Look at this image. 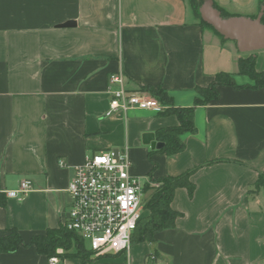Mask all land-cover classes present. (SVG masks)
<instances>
[{
    "label": "crops",
    "instance_id": "1",
    "mask_svg": "<svg viewBox=\"0 0 264 264\" xmlns=\"http://www.w3.org/2000/svg\"><path fill=\"white\" fill-rule=\"evenodd\" d=\"M212 1L230 18L260 14L259 0ZM201 20L191 0H0V237L16 229L29 244L59 228L75 168L112 150L143 180L199 168L190 178L195 191L177 189L171 206L181 217L153 242L60 264H264V189L250 194L264 173V89L220 87L217 100L196 108V133L182 135L184 151L170 158L151 153L143 136L177 127L176 116H107L112 74H124L131 90L159 88L174 107L190 108L197 89L220 73L250 84L239 75L242 58L256 56L264 73V49L243 54ZM24 180L33 191L8 198ZM0 264L49 259L25 247L0 254Z\"/></svg>",
    "mask_w": 264,
    "mask_h": 264
},
{
    "label": "built area",
    "instance_id": "2",
    "mask_svg": "<svg viewBox=\"0 0 264 264\" xmlns=\"http://www.w3.org/2000/svg\"><path fill=\"white\" fill-rule=\"evenodd\" d=\"M108 93L111 101L107 116L131 111L162 115L168 109L142 89H129L121 73L109 77ZM60 166L66 167L63 160ZM131 167L127 157L107 150L87 157L75 168L67 189L71 206L62 225L81 237L95 256L128 255L133 234L146 215L150 182L134 176ZM33 188L31 180H24L6 195L21 201ZM49 264H60V259L51 258Z\"/></svg>",
    "mask_w": 264,
    "mask_h": 264
},
{
    "label": "trees",
    "instance_id": "3",
    "mask_svg": "<svg viewBox=\"0 0 264 264\" xmlns=\"http://www.w3.org/2000/svg\"><path fill=\"white\" fill-rule=\"evenodd\" d=\"M194 3V9L199 18L200 8L203 3L200 0H191ZM216 8V6H215ZM217 9V8H216ZM260 14H263L262 23L264 24V0H259ZM222 13V12H221ZM223 18L230 16L222 13ZM201 24L212 28L201 20ZM239 75L247 77L250 80L248 85H238L234 75L220 73L216 75L212 84L207 88H198V97L194 106L190 108H176L173 106L171 98L161 89H153L144 87L142 90L156 98L161 104L168 107L162 116H176L179 122L177 127L158 130L155 133L156 141L163 143L161 150H155L151 153H158L167 157H174L185 149V144L181 136L190 133H196L195 112L199 106H206L210 102L219 98L220 87H231L234 89H264V73L256 70V56L249 55L238 61ZM217 162H208L206 165H214ZM156 166H154V169ZM199 168L178 176L154 178L150 176L153 183L157 184L156 188L147 186L146 193L148 199L145 205L146 215L138 224V228L133 234L132 243L153 242L155 236L162 231L174 229L177 220L181 214L172 209V201L175 192L179 188L187 189L190 196L195 191V186L191 183V175ZM264 189V173H260L258 180L253 189L250 190L251 195L258 194ZM35 247L36 251L48 259L57 257L61 260L76 257L83 263L90 261L94 253L90 251L85 241L78 235L68 231L63 225L57 229H50L45 235H38L32 238L29 244H25L21 235L16 229H11L8 234L0 237V254H12L21 248ZM75 248L76 253L71 254V250ZM63 252V253H62Z\"/></svg>",
    "mask_w": 264,
    "mask_h": 264
},
{
    "label": "water",
    "instance_id": "4",
    "mask_svg": "<svg viewBox=\"0 0 264 264\" xmlns=\"http://www.w3.org/2000/svg\"><path fill=\"white\" fill-rule=\"evenodd\" d=\"M203 5L200 8L201 19L211 26L225 40L236 43L239 52L243 54L256 53L264 49V24L263 14L255 20L247 18L222 17L221 13L215 9L212 0H200ZM69 26L73 24H68ZM143 143L151 147V150H161L163 143L156 141L154 134H145Z\"/></svg>",
    "mask_w": 264,
    "mask_h": 264
},
{
    "label": "rangeland",
    "instance_id": "5",
    "mask_svg": "<svg viewBox=\"0 0 264 264\" xmlns=\"http://www.w3.org/2000/svg\"><path fill=\"white\" fill-rule=\"evenodd\" d=\"M149 182H150V184H149V187L150 188H156L157 187V184H155V183H153L152 181H151V179L149 178ZM148 196V195H147ZM71 252L72 253H76V250H75V248H73L72 250H71ZM63 253V252H62Z\"/></svg>",
    "mask_w": 264,
    "mask_h": 264
}]
</instances>
